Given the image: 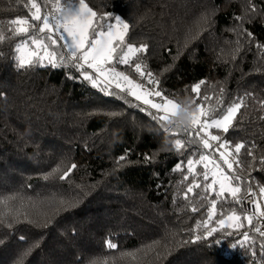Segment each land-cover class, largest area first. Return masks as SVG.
I'll use <instances>...</instances> for the list:
<instances>
[{"label":"trees","instance_id":"trees-1","mask_svg":"<svg viewBox=\"0 0 264 264\" xmlns=\"http://www.w3.org/2000/svg\"><path fill=\"white\" fill-rule=\"evenodd\" d=\"M37 2L43 14L56 8L55 0ZM27 3L0 0V30L6 37L0 43V198L15 197L9 207L18 213L0 222V264H264L257 219L255 227L242 221L239 230L221 228L219 216L208 221L210 204L201 199V189L195 190L196 197L184 199L193 179H183L187 161L208 154L202 145L176 151L178 137L161 130L169 126L155 119L159 113L132 96H125V103L105 95L70 68L40 67L36 62L18 66L14 48L22 38L8 39L7 29L15 27L8 23L12 19L29 16ZM85 3L98 14L93 27L112 24L110 16H120L130 29L126 42L148 46L141 54L145 72L154 75L165 96L182 103L181 95L194 97L192 87L203 80L199 92L200 97H211L204 101L207 107L226 110L244 98L233 121L235 131L209 132L233 144L246 143L256 159L242 149L245 179L255 195L261 194L264 0H252L255 14H246L249 0ZM237 17L244 18L242 24ZM239 28L251 36L238 35ZM117 70L142 88L157 90L146 77L132 75L129 66ZM166 135L172 143L162 147ZM126 153L127 160L118 166L117 158ZM71 164L77 167L61 180ZM177 164L181 170L174 171ZM195 169L200 173L203 166ZM223 208L230 211L227 204ZM204 224L217 232L193 242L196 235L207 236ZM110 238L116 249L106 246Z\"/></svg>","mask_w":264,"mask_h":264},{"label":"snow or ice","instance_id":"snow-or-ice-1","mask_svg":"<svg viewBox=\"0 0 264 264\" xmlns=\"http://www.w3.org/2000/svg\"><path fill=\"white\" fill-rule=\"evenodd\" d=\"M55 14H41V7L37 0H28L25 7H29V16L24 18L17 17L8 23L15 25L9 27L7 31L11 34L8 39H20L14 48V52L18 55V66L20 68L32 67L35 61L37 66L51 67L54 69L67 67L77 73L79 78L90 82L93 88H97L105 95L118 96L124 100L125 96L135 97L136 100L143 99L145 104H151V107L157 109L162 115L156 116L161 124L169 120L177 107L175 98L165 96L159 88L157 81L151 72H145L146 65L142 62L141 54L148 51V46L141 44L140 46L126 42V36L130 29L127 23L121 25L119 16L111 17L117 22V26L112 24H97L94 18L97 17V12L94 11L85 0H55ZM35 9V11H31ZM257 9L252 0H249V8L247 13L255 14ZM103 19V17H101ZM238 21L243 23V17H237ZM238 35L251 36L246 29L239 28ZM6 37L3 31L0 30V43L4 42ZM240 41H238L239 45ZM264 47V46H261ZM235 58V57H233ZM47 61L43 64L42 61ZM120 65L129 66L132 70V75L138 74L141 78H147L148 83L153 85L157 90L145 91L144 96H156L161 98V103H152L148 99L138 94L137 90L142 89V85L131 78L124 71H118ZM167 71V69H165ZM71 79L77 77L70 76ZM205 82L201 80L192 87V92L196 111L192 114L193 118L191 125L187 127H177L171 125L167 129L161 128L162 131L168 132L170 135H175L178 138L174 141V149L181 151L186 146L190 148H199L202 145L206 155H200L199 159L187 161V175L183 177L185 181L192 176L193 179L187 185L184 191V199L189 196L196 197L198 193L196 189H201L199 194L201 199L206 200L210 204L208 213V221H212L214 217L219 216L216 223L224 228L241 229L244 227L242 221H247L249 225H253V215L244 214L249 205L254 207V214L260 218H264V208L261 207L257 200H249L251 196H255L252 191L251 183L245 179L247 175L244 167V158L241 157L242 149L247 157L256 158L253 156L251 149L246 147V143L241 141L233 144L225 138V136L216 134L213 135L208 129L221 130L227 134L230 130L235 131L233 121L236 114L244 106V98H240L238 103H233L226 110L220 108L217 110L214 107H207L204 101L211 100V97H200L199 89ZM114 89V90H111ZM118 90V91H115ZM223 92V89H221ZM250 94H246L248 96ZM200 103H197V100ZM219 103V101H217ZM115 115V114H114ZM203 118V119H202ZM179 137H186L181 139ZM215 142V143H213ZM218 154L213 156L212 154ZM150 159L149 157H145ZM127 160V153L117 158V165L120 162ZM259 163L264 164V157H261ZM202 165L203 171L196 172L195 165ZM212 168H209V165ZM226 166L227 171L221 167ZM235 165V167H234ZM77 167L76 164H71L60 176L61 180L69 177L70 173ZM176 170H181V165L177 164ZM200 177L198 182L196 177ZM211 177V179H209ZM259 192L264 196V187L259 189ZM16 199L15 197L0 198V222L9 215H17L18 213L9 207V202ZM218 203L221 206L220 211H217ZM229 205L230 211L225 212L223 205ZM192 211H198L196 207ZM11 226V225H9ZM254 226V225H253ZM205 228L206 237L196 235L193 242L212 237L217 232V228H207V225H201ZM255 227V226H254ZM255 232L264 237V230L255 227ZM232 233H229L231 235ZM240 236L244 241H249L250 237L247 233L241 232ZM23 241L24 237H20ZM219 242V241H218ZM3 243V241H0ZM106 246L110 249H116L117 244L112 242V239L106 240ZM237 245H232L236 247ZM129 255H133L129 253ZM22 264V260L18 261Z\"/></svg>","mask_w":264,"mask_h":264},{"label":"clouds","instance_id":"clouds-1","mask_svg":"<svg viewBox=\"0 0 264 264\" xmlns=\"http://www.w3.org/2000/svg\"><path fill=\"white\" fill-rule=\"evenodd\" d=\"M181 100L183 102L177 101L178 107H176L167 121L169 127L171 125H176L177 127H187L191 125L193 118L192 114L196 111L194 99L188 93H184L181 95ZM169 143H172V141L166 135L161 146L165 147Z\"/></svg>","mask_w":264,"mask_h":264},{"label":"rangeland","instance_id":"rangeland-1","mask_svg":"<svg viewBox=\"0 0 264 264\" xmlns=\"http://www.w3.org/2000/svg\"><path fill=\"white\" fill-rule=\"evenodd\" d=\"M41 14H43L42 11H41ZM46 14H55V9H53V11L48 12V13H46ZM119 17H120V16H119ZM120 19H121V25H120V26H122V24H123V23H126V22L123 20L122 17H120ZM112 25L117 26V22L114 21V22L112 23ZM34 62H35V61H34ZM42 63H43V64H47V61H46V60H45V61H42ZM145 91H148V90L145 89V88H142V89L137 90L138 94H140L141 96H143L144 99H148V100H150L152 103H161L160 101H158V100H157L155 97H153V96H144V92H145ZM134 98H135V97H134ZM138 101L141 102V103H143L145 106H147V107L150 108L151 110H154L155 112L159 113L160 115L163 114V113L158 112L157 109L152 108V107H151V104H145V103L143 102V99L138 100ZM177 107H178V104H177ZM202 119H203V118H202ZM209 130H210V129H208V131H209ZM209 168H212V165H211V164L209 165ZM255 196H256L257 201L260 202L261 207L264 208V196H262L261 194H256Z\"/></svg>","mask_w":264,"mask_h":264},{"label":"built area","instance_id":"built-area-1","mask_svg":"<svg viewBox=\"0 0 264 264\" xmlns=\"http://www.w3.org/2000/svg\"><path fill=\"white\" fill-rule=\"evenodd\" d=\"M248 199L249 200H257L256 196H251ZM246 213L248 215H253L254 218L258 220V227L261 228L262 230H264V218H260V217H258V215L254 214V207L253 206L249 205L247 210H246Z\"/></svg>","mask_w":264,"mask_h":264}]
</instances>
